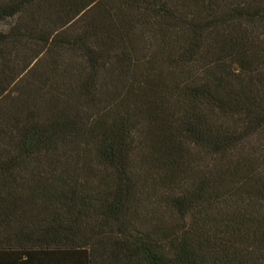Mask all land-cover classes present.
I'll return each instance as SVG.
<instances>
[{"label": "trees", "instance_id": "obj_1", "mask_svg": "<svg viewBox=\"0 0 264 264\" xmlns=\"http://www.w3.org/2000/svg\"><path fill=\"white\" fill-rule=\"evenodd\" d=\"M0 264H264V0H0Z\"/></svg>", "mask_w": 264, "mask_h": 264}, {"label": "rangeland", "instance_id": "obj_2", "mask_svg": "<svg viewBox=\"0 0 264 264\" xmlns=\"http://www.w3.org/2000/svg\"><path fill=\"white\" fill-rule=\"evenodd\" d=\"M14 18H6L0 23V32L4 33L13 24Z\"/></svg>", "mask_w": 264, "mask_h": 264}]
</instances>
